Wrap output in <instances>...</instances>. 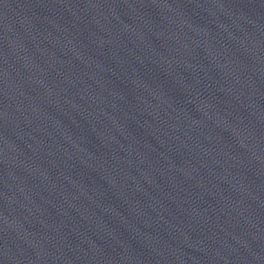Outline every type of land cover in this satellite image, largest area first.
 <instances>
[{"label":"water","instance_id":"95a60500","mask_svg":"<svg viewBox=\"0 0 264 264\" xmlns=\"http://www.w3.org/2000/svg\"><path fill=\"white\" fill-rule=\"evenodd\" d=\"M196 0H0V264L104 147Z\"/></svg>","mask_w":264,"mask_h":264}]
</instances>
